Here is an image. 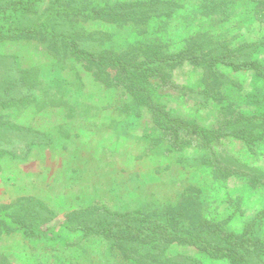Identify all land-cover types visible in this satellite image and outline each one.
<instances>
[{
  "label": "rangeland",
  "instance_id": "1",
  "mask_svg": "<svg viewBox=\"0 0 264 264\" xmlns=\"http://www.w3.org/2000/svg\"><path fill=\"white\" fill-rule=\"evenodd\" d=\"M14 1L21 0L0 5ZM53 1L12 25L34 24L51 12ZM61 1L100 8L153 3L146 17L120 10L113 20L47 23L72 34L82 49L120 54L157 46L174 54L197 44L209 53L220 42L221 50L246 46L238 61L264 66V0ZM168 74L171 85L151 86L155 101L177 117L224 129L219 143L205 147L191 139L175 150L146 108L98 87L50 42H0V207L48 231L39 242L0 232V264H232L185 244H119L78 227L102 228L110 222L103 217L70 219L98 204L120 212L175 208L185 225L208 219L237 234L252 225L264 243V138L247 144L231 134L244 128L264 133V79L253 70L190 62L171 66ZM61 99L69 105H47ZM112 102L117 105L109 107ZM244 117L253 119L237 121ZM252 263L264 264V258Z\"/></svg>",
  "mask_w": 264,
  "mask_h": 264
},
{
  "label": "trees",
  "instance_id": "2",
  "mask_svg": "<svg viewBox=\"0 0 264 264\" xmlns=\"http://www.w3.org/2000/svg\"><path fill=\"white\" fill-rule=\"evenodd\" d=\"M47 0H21L11 2L10 5H0V42L6 40H36L50 42L62 53V60H74L82 67V71L94 76L98 87L112 90L111 94L127 97L134 106L146 108L155 128L161 133L162 140L175 150L182 149L191 143V139H198L205 147L219 143L225 136L224 129H209L199 123L177 117L166 111L164 106L157 103L152 96L151 86L154 82L160 86L171 85L168 70L175 64L190 62L215 68L218 65L229 66L235 71L253 70L264 79V66L256 61H238L245 55L246 46L221 50L225 44H219L205 53V46L197 44L174 53L166 54L161 47H145L138 52L114 53L109 51L92 52L82 49L74 40L72 34L55 32L47 23L54 20L88 21V20H113L121 17L120 10H129L130 14H140L146 17L153 10L146 9L150 3L127 2L113 8H100L91 4L76 5L73 2L55 0L52 10L45 17L30 26L16 27L12 22L20 20L23 16H36L42 4ZM110 11L113 13L110 14ZM80 78V76H79ZM35 84L30 81L33 89ZM81 87V85H80ZM114 90V91H113ZM118 92V93H116ZM112 95V96H113ZM118 95V96H119ZM116 97V96H113ZM123 103V99H116ZM49 101V106L69 105L66 99ZM117 102H112L109 107H115ZM100 105H103L101 103ZM114 108H111V110ZM70 110L73 111L71 108ZM244 117L237 121L250 120ZM232 136L245 141L247 144L255 143L264 138V133H254L251 130L240 129L231 133ZM179 204L178 206H180ZM177 206V207H178ZM173 209V208H172ZM179 209V208H176ZM18 210L9 206L0 207V232H18L32 241L39 242L45 239L48 231H43L41 225L29 223L17 213ZM181 212V211H180ZM180 212L159 213L150 209L138 208L135 211L120 212L112 210L108 205H91L77 210L70 219H95L103 217L107 222L98 229L95 226L81 224L79 229H86L88 234L94 231L97 235L107 239L113 238L121 244L122 240L140 242L143 244H185L205 253L207 257L215 260H229L232 264H254L255 259L264 258V243L254 237L252 225L244 233L237 234L228 231L223 224L212 222L208 219H199L197 225H185L180 221ZM171 213V214H170ZM183 214V212H181ZM99 219V218H98Z\"/></svg>",
  "mask_w": 264,
  "mask_h": 264
}]
</instances>
